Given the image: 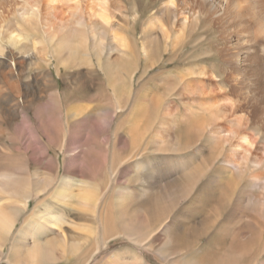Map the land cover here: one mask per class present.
<instances>
[{
	"label": "bare ground",
	"instance_id": "6f19581e",
	"mask_svg": "<svg viewBox=\"0 0 264 264\" xmlns=\"http://www.w3.org/2000/svg\"><path fill=\"white\" fill-rule=\"evenodd\" d=\"M128 1L134 16L126 19L123 28L116 21L121 0H0V92L13 94L14 101L24 98L19 58L33 54L30 66H37L33 78L43 82L39 91L47 94L40 96L38 106L19 99L21 110L38 114V128L46 140H22L15 144V153L5 152L0 143V257L6 251L7 257L19 264H145L123 249L102 260L96 258L112 237L126 233L133 241L145 242L148 236L142 237L145 231L141 225L123 227L124 233L116 230L107 208H101L100 194L89 189L104 182V173L114 171L110 161L114 145L100 144L111 137L106 127L109 116L100 117L79 107L66 110L64 120L56 96L51 99L53 104L47 99L56 87L50 70L52 55L59 71L82 61L90 63L92 73H101L99 90L125 98L127 103L134 101L128 118L132 126L127 135L117 139L124 148L132 146L138 163L142 161L144 100L150 115L160 109L159 125L167 124L159 137L151 139L159 140L163 150L173 148L182 159L185 154L194 157L197 164L183 183L194 178L195 186L205 179L202 196L208 199V209L201 221L236 223L228 231L230 238L223 250L210 240L201 256L197 255V263L259 264L264 261V0ZM163 15L172 16L171 25ZM170 64L178 70L167 75ZM151 70L165 74L164 86L172 89L177 103H157L150 91L142 97ZM174 110L178 114L173 120L177 136L170 140L171 122L165 115ZM74 116L78 118L71 125ZM10 129L2 130L13 134ZM217 137L221 140L212 143ZM72 142L80 147L68 149ZM50 144L58 147L57 154L66 153L64 160L68 161L53 189L54 175L30 172L23 156V151L38 146L43 157L38 158L36 152L30 160L42 163L41 170L54 171L55 156L46 146ZM100 146L103 153L96 151ZM77 177L85 184L75 200L81 211H74L71 202L53 211L42 209L47 196L74 187ZM107 186L105 183L103 189ZM30 201L34 207L25 214ZM218 207L222 211L217 214ZM69 212L83 221L94 219L102 230L101 243L90 242L84 235L75 239L67 226L72 223ZM161 214L166 210L148 208L147 221Z\"/></svg>",
	"mask_w": 264,
	"mask_h": 264
},
{
	"label": "rangeland",
	"instance_id": "374dc122",
	"mask_svg": "<svg viewBox=\"0 0 264 264\" xmlns=\"http://www.w3.org/2000/svg\"><path fill=\"white\" fill-rule=\"evenodd\" d=\"M121 1L122 6L117 5V10L120 12L116 13V21L125 28L127 26L126 19L131 15L134 16V14L131 13L132 4L128 0ZM163 17L169 25L172 24V16L165 17L163 15ZM141 31V24L138 23L137 33ZM160 45L165 47L161 42ZM17 51L19 52V49ZM106 51L107 54L111 52L109 46L106 48ZM25 53L21 52L22 55ZM31 58L35 60L33 54L26 58H19L23 64L19 67V76L25 81L23 84V86L25 85V89L23 90V93H25L23 94L24 98L19 99L27 100L33 105L38 106V99L45 97L47 94H41L39 91L43 82L40 80L39 82L33 78L37 66H30ZM49 59L51 62V76L55 80L56 87L55 90L52 89L54 90L51 92L52 94H49L51 98L47 99L52 103L51 99L56 96L64 120L66 118V110L79 107L84 112H95L100 117L104 115L109 116L106 127L108 132L111 133V137L109 141L103 143L102 140L100 144L112 143L114 145L110 150V161L114 166V171L110 175L104 173V182H96L89 189L93 190L95 194H100L101 208L104 206L107 208L110 222L116 230L124 233L123 227L132 229L141 225L145 231L142 237L148 236V240L145 242L133 241L129 235H125L126 233L112 237L108 240L107 245L97 252L96 258L102 260L100 258L104 259L110 254L123 249L130 251L139 258L141 263L145 264H198L197 255L201 256L202 251L210 240L213 241L215 246L223 250L222 246H225L227 239L230 238L228 231L236 223H211L212 219H207L205 222L201 221L208 209V205H206L208 199L202 196L204 187L207 186L205 179L199 181L195 186L194 178L189 182L183 183L185 177L190 174V170L197 164L194 161V157L185 154L184 159H182L173 148L163 150L164 146L159 140L151 139L154 135L159 137L161 131H164V128L167 127V124L159 125L157 116L160 109L156 110L154 114L152 112L153 115H150V110L148 113L146 107L147 102L145 100L143 102L141 124L142 148L140 149L142 161L138 163V157H134L132 146L129 145L130 147L124 148V143L117 139V137L127 135L129 128L132 126L128 118L132 113L131 106L134 101L132 100L127 103V100H124L125 98L105 93V90H99L97 84L102 82L101 73H92L90 71L92 66L86 61L79 62L78 66L65 67L59 71L54 67L55 58L51 55ZM81 64L83 65L81 66ZM111 65L115 68L117 64ZM171 67H173L172 64L166 69L167 75L169 72L175 74V70H178ZM164 75L161 74V70L159 72L152 70L147 72L146 78H150V76L152 78L144 86L142 97L150 91L151 98L153 97L157 100V103L158 100L166 103H177L172 89L164 86V81L166 80ZM135 76L137 80L138 74ZM46 78L50 80L49 76ZM48 80L43 79V81L49 83ZM55 93L56 95H54ZM13 98V94L0 92V119H2V121L0 120V131L2 132V129L5 127L11 128L10 130L14 129L13 134L10 131H3L0 143L3 146V150L10 153H15V144L21 143L22 140H28L29 143L35 138H40L43 141L46 140L38 128V114L31 109L21 110L20 100L18 99L16 102ZM66 104L68 105L67 107ZM85 109L87 110L85 111ZM1 110L3 111L1 112ZM177 116L178 114L175 110L171 114L165 115V119H169L171 122V126L169 127L171 128V130L169 129L171 135L167 139L172 140L177 136L173 127V120L175 121ZM77 118L76 116L71 118L70 124H74ZM62 125H65V123L62 122ZM68 127L66 128L68 129ZM220 140V137H217L214 141L212 140V143L217 144ZM46 146H49L47 148L48 153L55 156L56 170L54 171H48L47 168L41 170L42 163L30 160V157L32 158V155H36V152H38L36 150L38 146H32L26 153L23 151V156L27 157L30 172H49V176L52 177L54 175V182L50 187V189H53L65 173L64 170L67 168L68 161L65 162L64 160L66 153H56L58 150L57 146L51 144ZM70 146L71 148L68 149L80 147V144L72 142ZM96 151L97 153H103V147H97ZM37 157L41 158L43 154L38 152ZM127 158L129 159L128 162H126ZM190 159L192 160L191 162H189ZM169 168H172V170H169ZM105 183L108 185L106 190L103 189ZM73 186L72 188H62L56 193L47 196L45 202L41 205L42 209L53 211L58 205L69 206L71 202V208L74 211H81L75 202L81 191V187L85 186L81 182V177H77V181L73 183ZM144 193L148 194L143 197ZM206 196L208 197V195ZM62 198H65V200L56 204ZM210 200L212 201L213 199ZM33 207L34 202L30 201L25 214L29 213ZM148 208L150 210L163 208L166 210V214H161L160 218L157 215L147 221ZM221 211V208L218 207L216 213H221ZM69 213L72 223H67V226L70 228V233L72 231L71 234L75 239H80L84 235L90 242L101 243L100 239L103 237L102 230L94 219L83 221L73 216L72 212ZM20 222L18 221L14 230H17ZM206 231L210 232L207 233ZM214 245L213 247H215ZM0 264L19 263L10 260L7 257V252L4 251L3 256L0 257ZM259 264H264V261L262 260Z\"/></svg>",
	"mask_w": 264,
	"mask_h": 264
}]
</instances>
